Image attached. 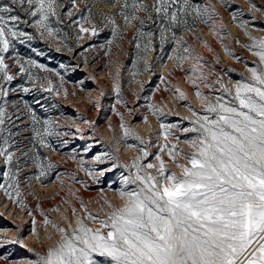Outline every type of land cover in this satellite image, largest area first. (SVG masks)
I'll list each match as a JSON object with an SVG mask.
<instances>
[{"label":"snow or ice","instance_id":"6c2138e0","mask_svg":"<svg viewBox=\"0 0 264 264\" xmlns=\"http://www.w3.org/2000/svg\"><path fill=\"white\" fill-rule=\"evenodd\" d=\"M248 2L253 11L264 15V10L251 3V0ZM72 6L76 7V0H72ZM58 7H63L58 0H0V99L7 98L9 91H16L4 87L5 83L11 84L16 79V75L11 73L8 59L17 66L20 75H27L33 83L39 78L33 76L31 68L53 71L30 58L22 61L19 54L13 51V42L24 44L34 39L19 27L21 24L40 29L41 37L47 34L54 40L60 39V30L51 27L50 23L52 17L56 18L57 23L61 22ZM21 12L27 19L21 17ZM137 12L146 13L147 20L153 23L159 22L161 47L165 32H172V38L175 39L172 29L177 26L194 30L188 21V17L193 14L201 23H208L205 18L208 9H201L192 0H153L151 5L145 4L143 0H123L118 15L124 19L125 25L130 20H139L143 26L145 20L140 19L135 14ZM152 12L156 14L155 20ZM66 16L71 19L72 12H67ZM232 18L236 21L237 13H232ZM108 19L113 24L112 35L115 37L118 29L114 18ZM74 23L79 26L77 40L84 39V34H98L90 15H84ZM85 24L91 27H85ZM237 26L243 29L246 24L238 22ZM152 35V32L137 29V37ZM245 35L248 36V33L245 32ZM220 38L225 37L220 34ZM248 38L252 44L243 47L259 59L256 67L247 68L250 79H241L229 88L217 78L219 88H213L206 82L207 75H197L198 69L193 67L191 72L194 78L190 83L195 96L201 101L203 111L197 112L191 105H185L192 117L183 118L188 121V126H182L179 122L164 123L157 116L159 136L165 141L163 144L149 143L147 147H142L146 141L125 129L121 123L123 138L132 136L138 141L137 145L127 146L136 148L140 154L124 165L115 161L108 152L95 156L94 160L103 163L105 157L113 159L111 167L100 170L101 176L105 171L111 172L119 167L128 173L126 176L121 175V187L117 192L122 204L117 207L105 200L110 211L100 218L89 212L83 200L77 197L84 215L76 218V227L73 228L69 221L67 228H61L45 217L44 225L51 224L59 232L60 239L46 252L35 253L34 259H26L23 264H264V37ZM136 47L140 48L139 43ZM147 50L146 44L144 51ZM224 50L226 55H233L227 47ZM10 51H13V55L7 56ZM180 52L189 53L190 56V49L182 47L175 57L170 55L168 59H175L178 63L189 59V56L180 55ZM234 58L239 60V57ZM202 59L197 57V61ZM44 79L47 87L41 84V88L52 92L54 88L51 80L47 77ZM60 79L63 81V77ZM200 84L210 92L220 94L204 95L199 90ZM22 91L28 93L30 89L24 87ZM176 93L178 101L187 99L180 89H176ZM116 95V102L123 104L119 87H116ZM148 108L154 115L158 111L151 104ZM6 119H11L6 112V103L0 104V133L5 131ZM32 120L34 124L41 123L35 113H32ZM144 122L147 123V117H144ZM43 125V129H34L33 139H37L44 148L51 147L46 136L67 135L55 132L49 120H44ZM177 132L189 135L182 139L175 134ZM179 144L187 145L190 151L181 150ZM11 146L5 136L0 145V157L5 165L13 161L14 153L9 151ZM151 147L157 151H149ZM84 150L90 151L91 145ZM149 157L153 159L149 160ZM35 159L40 169L37 179L47 176L54 166L39 156ZM170 164L179 172L169 171ZM80 168L93 181L96 180V169L86 168L83 163ZM18 175L19 167L16 173L11 170L3 173L5 183L0 184V189L5 190L9 199L14 197L7 189H12L15 197L20 196ZM80 183L87 188L82 181ZM18 203L23 207L22 200ZM36 210L40 211L39 206ZM51 211L59 209L53 208ZM28 214L31 215V212ZM72 215L76 216L75 208L72 209ZM85 221L93 227H89ZM32 223L35 234L34 219ZM8 244H20L23 247L18 236L0 239V245ZM0 260H4L5 264H19L3 255H0Z\"/></svg>","mask_w":264,"mask_h":264},{"label":"rangeland","instance_id":"374dc122","mask_svg":"<svg viewBox=\"0 0 264 264\" xmlns=\"http://www.w3.org/2000/svg\"><path fill=\"white\" fill-rule=\"evenodd\" d=\"M143 2L151 5L153 0ZM58 3L63 5L57 8L61 22L57 23L56 18L52 17L50 23L51 27L60 30V39L54 40L47 34L41 37L40 29L21 24L19 27L34 39L24 44L13 42V51L19 54L22 61L30 58L53 71L31 68L33 76L39 78L33 83L27 75H20L17 66L8 59L11 73L16 75V79L11 84L5 83L4 87L16 91H9L7 98L0 99V104L6 103V112L11 117L10 120L6 119L5 131L0 133V145L7 136L12 145L9 151L14 153L10 165L3 164V158L0 157V184L5 183V171L16 173L19 167L17 186L20 190V196L15 197L13 190L7 189L14 197L9 199L5 190L0 189V239L18 236L23 244V247L20 244L0 245V255L19 264H23L26 259H34L35 253H44L59 241V232L51 224L44 225L45 217L61 228H67L71 221L75 228L76 218L84 215L79 200H83L88 211L100 218H104V213L110 211L105 200L117 207L122 204L117 192L121 187V175L126 176L128 173L119 167L111 172L105 171L101 176L100 170L111 167L113 159L105 157L103 163L94 160L95 156L108 152L115 161L124 165L140 154L136 148L127 146L137 145L138 141L132 136L123 138L121 123L125 129L146 141L142 147H147L149 143H165L159 136L160 123L157 116L164 123L179 122L182 126H188V121L183 118L192 117L185 105H191L197 112L203 111L201 101L195 96L190 83L194 78L190 75L191 69L196 67L197 75H207L206 82L213 88H219L217 78L232 88L237 81L250 79L247 68L259 64L258 57L243 47L252 44L248 36L257 39L264 37V31L260 30L264 29V15L253 11L248 0H226V3L225 0H192L201 9H208L205 17L208 23H201L193 14L188 17V21L194 30H184L182 26H177L172 29L175 39L172 38V32H165L163 47L159 22L147 20L146 13H135L145 20L143 26L139 20H130L125 25L124 19L118 15L123 0H76V7L72 6V0H58ZM251 3L264 10V0H251ZM110 4L115 6L110 7ZM69 11L72 12L71 19L66 16ZM234 12L237 13L236 21L232 18ZM20 15L27 19L23 12ZM84 15H90L98 34H84V39L77 40L76 36L80 35L79 26L74 21ZM151 15L155 20L156 14L152 12ZM109 17L114 18L118 29L115 37L112 35L113 24L109 22ZM238 22L245 23L246 27H238ZM85 27L91 25L85 24ZM137 29L152 32L153 35L137 37ZM220 34L225 38L221 39ZM137 43L140 48L136 47ZM146 44L148 50L144 51ZM182 47L190 49V56L189 53L179 54L189 56V59L179 63L175 59H168L170 55L175 57ZM225 47L232 56L225 54ZM13 51L6 55L12 56ZM197 57L203 59L197 61ZM234 57H239V60ZM62 64L64 67H61ZM45 77L52 82V92L41 88V84L47 87ZM60 77H63V81ZM24 87L30 91L24 93ZM116 87L120 89L123 104L116 102ZM93 89L97 93L94 94ZM176 89L184 92L187 99L178 101ZM199 90L208 96L220 94L210 92L203 84H200ZM149 104L158 109L155 115L149 110ZM32 113L39 118L40 124L33 123ZM144 117H147V123ZM44 120L52 122L55 132L67 133L46 136L45 139L51 145L49 148L42 147L37 139H33L34 129H43ZM84 121L93 123L87 124ZM175 134L182 139L189 135L179 132ZM89 145L91 150L86 152L84 149ZM178 148L190 151L185 144H179ZM149 151L154 153L157 149L151 147ZM36 156L54 166L47 176L40 179H37L40 169L37 167ZM152 159L149 157V160ZM81 163L86 168L97 170L95 181L81 170ZM169 171L179 172V169L170 164ZM19 200L23 201V207L18 203ZM37 206L40 211L36 210ZM53 208L59 211H51ZM73 208L76 209V216L72 215ZM85 223L93 227L91 223ZM0 264H5V261L0 260Z\"/></svg>","mask_w":264,"mask_h":264},{"label":"bare ground","instance_id":"6f19581e","mask_svg":"<svg viewBox=\"0 0 264 264\" xmlns=\"http://www.w3.org/2000/svg\"><path fill=\"white\" fill-rule=\"evenodd\" d=\"M214 22H215V20H214ZM190 75H193V74L191 73ZM92 92H93L94 94L97 93L95 89H93ZM76 123H77V122H76ZM139 125H141V123H139ZM143 127H144V125L141 126V128H143ZM77 136H78V135H77Z\"/></svg>","mask_w":264,"mask_h":264}]
</instances>
